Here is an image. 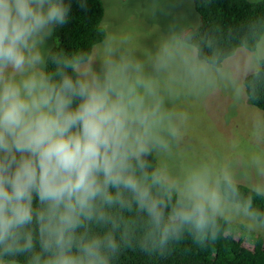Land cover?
I'll return each instance as SVG.
<instances>
[{
  "label": "clouds",
  "instance_id": "9594fccd",
  "mask_svg": "<svg viewBox=\"0 0 264 264\" xmlns=\"http://www.w3.org/2000/svg\"><path fill=\"white\" fill-rule=\"evenodd\" d=\"M70 7L0 0V264H115L223 224L264 231V112L243 151L170 162L189 127L182 101L255 98L264 14L247 19L239 55L179 20L151 47L103 20L87 50L65 52L49 41Z\"/></svg>",
  "mask_w": 264,
  "mask_h": 264
},
{
  "label": "trees",
  "instance_id": "16d2710c",
  "mask_svg": "<svg viewBox=\"0 0 264 264\" xmlns=\"http://www.w3.org/2000/svg\"><path fill=\"white\" fill-rule=\"evenodd\" d=\"M70 5L68 22L53 33V47L65 52L87 50L100 37L97 25L104 18L103 3L86 0V8H81L78 0H70ZM192 6L200 33L211 38L224 55L240 49L247 19L264 14V5L253 7L250 0H192ZM247 103L264 111V82L256 85L255 98ZM257 203L264 207V201ZM238 230L223 224L201 242L185 238L166 256L126 249L115 264H264V236Z\"/></svg>",
  "mask_w": 264,
  "mask_h": 264
},
{
  "label": "rangeland",
  "instance_id": "374dc122",
  "mask_svg": "<svg viewBox=\"0 0 264 264\" xmlns=\"http://www.w3.org/2000/svg\"><path fill=\"white\" fill-rule=\"evenodd\" d=\"M105 10L103 20L114 28L133 34L137 42L151 47L157 32L173 20L198 25L192 0H101ZM156 6L154 10H151ZM102 20V21H103ZM54 46V39L49 41ZM238 49L236 55L241 53ZM243 79V74H241ZM188 111L190 120L185 140L177 147L170 161L175 167L210 156L232 155L230 145L237 141L243 151L249 146L252 130L251 113L264 112L247 103L245 99L234 105L226 93L219 92L204 100L187 99L181 102ZM240 233H246L235 225ZM264 236V231L257 232Z\"/></svg>",
  "mask_w": 264,
  "mask_h": 264
}]
</instances>
